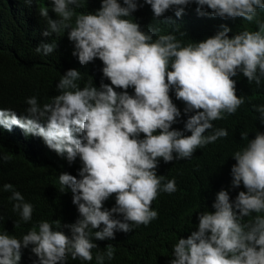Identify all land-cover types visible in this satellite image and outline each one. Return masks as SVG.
<instances>
[{"label":"clouds","instance_id":"9594fccd","mask_svg":"<svg viewBox=\"0 0 264 264\" xmlns=\"http://www.w3.org/2000/svg\"><path fill=\"white\" fill-rule=\"evenodd\" d=\"M24 2L30 6L33 0ZM144 3L151 7L153 19L169 10L180 18L195 3L201 16L239 17L258 30L245 28L230 37L231 28L221 24L214 35L184 45L174 34L157 35L159 28L145 32L139 23L127 19L143 6L138 0H123L125 6L118 0H101L94 13L80 14L75 12L81 7L78 0H52L55 19L48 7L39 8L46 21L42 35L51 37L67 30L74 45L72 55L82 66L102 61L103 77L110 83L102 81L97 87L89 81L81 88L77 84L80 71L69 69L61 75L56 85L59 94L51 103L41 105L37 97H28L21 115L0 108V127L11 132L16 126L26 136L40 137L69 165L77 158L82 165L79 178L59 174L62 193L71 191L79 213L74 223L63 225L71 230V237L60 230L59 221L54 230L52 223L41 220L22 239L5 231L0 234V264H20L22 249L29 245L38 257L35 264H67L69 255L72 260L90 262L92 249L98 248L90 228L99 229L94 239L103 241L114 239L116 231L128 233L133 225L147 226L157 219L159 213L152 202L160 191H177L175 178L162 183L164 175H157L160 159L165 163L191 159L197 149L227 137L228 131L214 128L213 121L234 114L245 102L236 94L233 77L242 73L248 83L257 86L264 79V20L257 15L258 9L264 10V0ZM205 6L210 13L203 11ZM57 46L54 41L42 42L35 50L47 56ZM129 88L134 94H129ZM171 91L185 105L183 130L172 127L181 111L173 103ZM252 107L264 124V105ZM40 121H46V126ZM241 137L248 142L232 156L236 163L231 176L232 187L242 184L245 190L234 201L227 190H220L212 204L214 211L197 212V230L187 238L179 237L168 264H264V132L257 131L254 139L248 133ZM2 188L11 192L13 211L29 222L33 205L11 183ZM113 195L115 205L105 208L104 202ZM245 217L250 219L245 221ZM105 258H114L112 245L95 257L97 264H103Z\"/></svg>","mask_w":264,"mask_h":264},{"label":"trees","instance_id":"16d2710c","mask_svg":"<svg viewBox=\"0 0 264 264\" xmlns=\"http://www.w3.org/2000/svg\"><path fill=\"white\" fill-rule=\"evenodd\" d=\"M81 7L75 8L76 14L94 13L101 7V0H78ZM123 5V0H118ZM143 5L127 19L141 25V29L148 32L150 28H159L162 34H174L184 45L195 43L214 35L221 30L220 25L226 24L231 28L229 36L247 28L250 31L258 30L254 23L243 18L221 19L210 15L201 16L197 13V5L189 4L184 15L177 18L174 10L167 11L160 19H153L151 7L138 0ZM48 7L49 15L55 19L51 11L52 0H33L29 6L24 0H0V108L12 109L21 115L27 107L25 101L35 96L38 103H51V98L58 95L56 85L61 75L69 69L80 71L81 78L77 84L83 88L91 81L99 87L101 82L110 83L103 77L102 61L94 60L82 66L77 57L72 55L74 45L68 39L67 30L51 37L42 35L46 21L39 15V8ZM205 13L211 10L205 6ZM258 18L264 20V10H257ZM74 20V18H73ZM54 41L57 49L45 56L37 53L36 47L42 43ZM236 80V94L245 99L237 111L232 115L224 114V119L213 121L214 128H224L228 136L216 142L199 148L191 159L174 160L165 163L160 159L156 169L157 175H164L165 181L175 178L177 191L168 194L160 191L152 202L158 218L147 226L133 225L132 231L115 232L114 239L103 241L94 239V232L99 229H89L93 242L98 248L92 249L93 260H72L69 255L67 264H97L96 254L104 253L107 245L114 248V258H105L103 264H168L172 259L173 245L180 236L187 238L192 231L197 230V212L212 209L216 194L220 190H227L230 200L234 201L239 191L245 190L243 185L232 187L231 167L236 163L232 157L234 153L247 144L242 139L243 133L254 139L257 131L264 132V124L259 120V113L253 105H264V79L260 86L255 82L248 83L247 78L238 74ZM116 91H122L116 89ZM134 94V89H128ZM173 103L181 111V117L172 127L184 129V103L175 98L174 91L170 92ZM194 113H189L191 115ZM46 126V121H40ZM190 135V132H186ZM211 134V130L205 135ZM143 138V134H141ZM9 157L4 160L3 157ZM79 158L69 165L54 151L47 148L40 137L26 136L23 131L13 126L11 132L0 127V234L7 231L10 235L22 239L34 225L45 220L52 223L56 230L59 228L71 237V230L63 225L72 224L79 218L77 206L72 203L70 190L61 191L59 174L67 172L79 178L81 168ZM11 183L14 190L19 191L25 202L33 205L32 219L25 222L19 212L13 211L14 201H10L11 192L4 191L3 184ZM115 205L113 195L104 202V207L110 209ZM255 215V214H253ZM115 218L122 219L118 214ZM245 221L250 217H245ZM38 230V228H37ZM28 248L22 249L20 264H35L38 257Z\"/></svg>","mask_w":264,"mask_h":264}]
</instances>
